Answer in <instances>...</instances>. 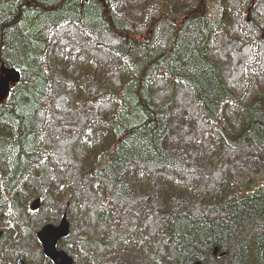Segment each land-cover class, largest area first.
<instances>
[{
	"label": "trees",
	"instance_id": "1",
	"mask_svg": "<svg viewBox=\"0 0 264 264\" xmlns=\"http://www.w3.org/2000/svg\"><path fill=\"white\" fill-rule=\"evenodd\" d=\"M119 3L0 0V66L20 73L0 103V237L16 243L23 221L55 222L68 204L72 222L109 237L96 257L77 243L88 264H202L215 247L264 264V0ZM224 40L244 55L237 75L217 57ZM54 82L83 117L62 158L77 177L48 183L49 208L32 215L45 132L68 117Z\"/></svg>",
	"mask_w": 264,
	"mask_h": 264
},
{
	"label": "rangeland",
	"instance_id": "2",
	"mask_svg": "<svg viewBox=\"0 0 264 264\" xmlns=\"http://www.w3.org/2000/svg\"><path fill=\"white\" fill-rule=\"evenodd\" d=\"M132 2H134V0H120L118 9L124 10V8L126 6H130ZM119 23L115 21V24L118 27L124 28ZM222 45L223 46L221 47V50H220V54L222 56H220V54H217V57L220 58V60L222 61V64H224V71L228 72L229 74L237 75L241 67L240 61L242 60L244 55L240 52V50H238V46L231 41L224 40L222 41ZM229 55H233V57L237 60V62H235V60L234 61L231 60ZM52 89L55 95L54 103L62 107L65 111V114L68 115V117L70 116L71 118L67 117L65 120H60V121L57 120L56 123L54 125H51L48 128V130L45 132V141H46L45 143L48 144V146L51 148L52 155L48 158V160H46L45 164L42 166L41 172H42L43 181L41 182L40 185L36 184L37 187H36L31 205L36 200H38V198L40 202L42 197L46 195L45 194L46 185H48V183L50 184V183L60 182L63 177H67L69 175L77 177V174H76L77 169H78L76 165L77 163H75L73 158L70 157L71 159L68 162V164H63L62 158L65 155V151L70 146L71 138L74 137V134L76 133V131L82 126L83 117L77 118V117L72 116V111L70 109V95L71 94L69 91L65 89L64 84L60 82H54L52 85ZM82 116H84V114H82ZM159 186L157 185L156 187H159ZM41 201L42 202H40L37 211L45 210L49 208V206L47 205L48 202L45 198L44 200L42 199ZM96 204H97V200L92 201V202H86L82 206H83V209H85V207H88L89 210H92L96 206ZM50 211L55 213V211L52 210L51 208H50ZM201 211L202 210L197 209V208L194 209V212H197V213ZM64 212L68 214L69 221L71 223L69 221L68 222L71 226H70V235L67 239L63 240V242L67 241L70 237H73V240L70 242H73L74 244V247L70 248V250L73 253L70 251H66V253L68 252L70 256L73 258L74 264H88L86 260L82 257V255L78 254L77 249L75 248L76 245H78L77 243L81 244L79 245V247H83L84 250H87L90 254L96 257V256H100L101 253H103L102 247L107 246L109 242V237L98 239L97 235L91 234L92 231H90L91 230L90 227L83 226L82 224L78 225L76 224V222H72L70 216L73 213V209H71V205H68V204H65V205L63 204L60 207V213L58 217H56L57 218L56 221L52 222L55 226L59 225V222L61 221V218H62L61 216H63L62 214ZM154 219L155 218H152V220ZM38 221L39 220L36 221L35 218H33V216H31L29 221L27 220L23 221L22 228L20 229L23 234H22V237H20L16 243H10V241H5V239H2L3 237H0L1 239L0 244L3 248V255L0 257V264H6V263L15 264L19 260L23 262L24 264H44L43 259L44 260H47V259H45V257L43 256L41 250H37V248L33 247V244L31 241L35 238L34 232L40 229L38 228L37 230H34L36 229L35 226L38 223ZM31 224L33 226L32 230H34L33 231L34 235L28 234ZM150 225L151 226L156 225V227L159 228L158 222L152 221ZM85 230L86 232H88L89 236H91L92 238L85 239V240L80 239V234L85 232ZM156 233L157 234L155 235L153 240L157 242L158 245L160 244L168 245L167 239L162 237V233L158 232V230ZM57 245L58 247H60V243H58ZM228 251H229L228 259L221 260L219 257H215V256H212V254H209V256L206 257L205 260L202 262V264H230V260L231 259L235 260V257L230 249H228ZM136 255H138V253ZM117 262L119 264H127L124 262V258L118 259ZM111 263L113 264V262H111V257H104L103 261L100 262V264H111ZM49 264H52V263H49ZM139 264H146V262L141 261Z\"/></svg>",
	"mask_w": 264,
	"mask_h": 264
},
{
	"label": "water",
	"instance_id": "3",
	"mask_svg": "<svg viewBox=\"0 0 264 264\" xmlns=\"http://www.w3.org/2000/svg\"><path fill=\"white\" fill-rule=\"evenodd\" d=\"M19 71L7 68L3 64L0 66V103L4 102L11 91V87L19 82ZM39 200H36L31 209L38 207ZM70 235V224L66 218V214H63L59 225L46 224L37 233V240L42 247L43 255L52 264H74L73 258L66 253V251L58 248V243L68 238ZM219 248L215 247L213 255L217 256ZM225 256V253H221L219 257ZM16 264H24L20 260Z\"/></svg>",
	"mask_w": 264,
	"mask_h": 264
},
{
	"label": "flooded vegetation",
	"instance_id": "4",
	"mask_svg": "<svg viewBox=\"0 0 264 264\" xmlns=\"http://www.w3.org/2000/svg\"><path fill=\"white\" fill-rule=\"evenodd\" d=\"M33 197H34V194H33L32 197L30 198L31 200L29 199L30 204H31V202H32V200H33ZM40 199H41V198H40ZM9 200H10V199H9ZM38 200H39V198H38ZM40 202H41V200H40ZM40 202L38 203V207H39ZM30 207H31V205H30ZM38 207H37L36 209L30 210V211L27 209V211H28L29 213H31L32 215L37 214V213L39 212V211H37ZM63 214H66V218H68V214H67L66 212H64ZM63 214H62V215H63ZM61 217H62V216H61ZM40 220H41V219H40ZM40 220H39L38 223L36 224L37 226H38L39 223L41 222ZM67 220L69 221V218H68ZM69 222H70V221H69ZM43 223H44V222H43ZM70 223H71V222H70ZM47 224H52V225H54L53 223H47ZM45 225H46V224L40 225L39 228L41 229V228L44 227ZM70 226H71V225H70ZM35 228H36V226H35ZM37 229H38V228H36V229H34V230H37ZM40 229H39V230H40ZM34 230H33V231H34ZM39 230H38V231H39ZM38 231L34 232L35 235L33 234L34 237H35L34 239H35L36 245H37L38 247H36L34 243H32V244H33V247L37 248V250H41V251H42V247H41V245L39 244V242H38V240H37V233H38ZM62 242H63V241H62ZM62 242H61V243H62ZM61 243H60V245H61ZM58 248H59V249H62V248H60V247H58ZM62 250H63V249H62ZM64 251H67V250H64ZM67 253H68V252H67ZM42 254H43V252H42ZM68 254H69V253H68ZM26 255H27V254H26ZM69 255H70V254H69ZM43 256H44V255H43ZM212 256H213V255H212ZM44 257H45V256H44ZM219 258H221V257H219ZM45 259H47V258L45 257ZM43 261H44V262H43L44 264H46V262H49L48 259H47V260H44V259H43ZM17 262H18V261H17ZM17 262H16V263H17ZM16 263H15V264H16ZM49 263H50V262H49Z\"/></svg>",
	"mask_w": 264,
	"mask_h": 264
}]
</instances>
